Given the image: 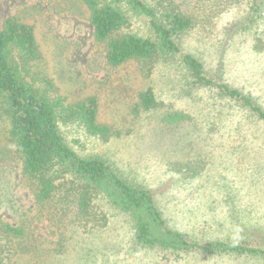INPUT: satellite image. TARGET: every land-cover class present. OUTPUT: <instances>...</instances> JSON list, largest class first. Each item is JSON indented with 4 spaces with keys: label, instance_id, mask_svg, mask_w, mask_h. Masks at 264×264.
<instances>
[{
    "label": "rangeland",
    "instance_id": "rangeland-1",
    "mask_svg": "<svg viewBox=\"0 0 264 264\" xmlns=\"http://www.w3.org/2000/svg\"><path fill=\"white\" fill-rule=\"evenodd\" d=\"M143 1H173L190 14L193 27L178 39L182 52L264 111V0ZM88 15L81 0H0V28L9 16L33 27L42 55L34 75L67 102L98 99V123L111 137L89 136L71 124L60 128L66 142L150 190L168 226L188 240L264 249V119L239 100L191 85L173 60L160 62L150 76L132 60L108 68ZM129 30L146 35L145 20L130 18ZM148 87L161 107L136 105ZM176 111L188 119L166 124L164 116ZM8 127L0 103V221L24 230L6 264H264L259 255L141 246L126 215L102 200L104 226L53 224L21 174Z\"/></svg>",
    "mask_w": 264,
    "mask_h": 264
},
{
    "label": "trees",
    "instance_id": "trees-1",
    "mask_svg": "<svg viewBox=\"0 0 264 264\" xmlns=\"http://www.w3.org/2000/svg\"><path fill=\"white\" fill-rule=\"evenodd\" d=\"M86 6L93 36L104 47L105 65L114 69L136 61L145 76L160 62L175 61L197 87L212 88L223 98L236 99L259 118L264 111L237 89L208 76L201 60L182 52L178 39L193 27L192 16L182 12L173 1L154 5L143 0H81ZM146 23V35L129 30L130 18ZM42 60L33 27L16 16L6 18L0 28V103L7 116L8 139L21 164L35 203L46 210L49 220L58 226L64 222L88 228L104 226L107 215L98 200L125 214L135 242L163 251L199 250L214 254H251L264 257V249L240 242L198 244L170 228L150 190L129 182L111 165L95 156L79 155L65 140L62 126L76 124L89 136L103 140L111 130L98 123V99L91 95L67 102L52 92L53 85L34 75V66ZM37 80L40 84H37ZM136 104L142 110L161 107L152 87L138 94ZM137 107V108H138ZM138 108V110H139ZM188 115L176 111L164 116V122L178 125ZM24 235L20 226L0 221V264L11 257L12 245Z\"/></svg>",
    "mask_w": 264,
    "mask_h": 264
}]
</instances>
